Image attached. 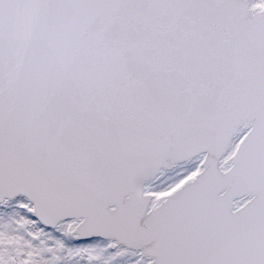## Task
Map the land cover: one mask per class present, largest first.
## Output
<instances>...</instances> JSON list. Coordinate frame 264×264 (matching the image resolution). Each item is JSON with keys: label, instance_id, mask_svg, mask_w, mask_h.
I'll return each mask as SVG.
<instances>
[{"label": "snow or ice", "instance_id": "6c2138e0", "mask_svg": "<svg viewBox=\"0 0 264 264\" xmlns=\"http://www.w3.org/2000/svg\"><path fill=\"white\" fill-rule=\"evenodd\" d=\"M0 264H264V0H0Z\"/></svg>", "mask_w": 264, "mask_h": 264}]
</instances>
